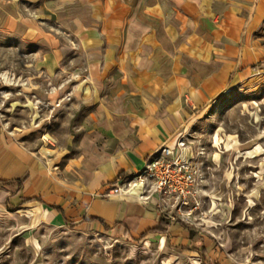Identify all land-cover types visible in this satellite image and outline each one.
<instances>
[{
  "label": "crops",
  "instance_id": "obj_1",
  "mask_svg": "<svg viewBox=\"0 0 264 264\" xmlns=\"http://www.w3.org/2000/svg\"><path fill=\"white\" fill-rule=\"evenodd\" d=\"M62 32L78 42L85 86L101 98L85 119L91 130L80 160L45 195H18L30 179L28 153L2 160L0 180L27 176L11 200L39 198L23 206L38 203L67 225L115 227L137 238L178 231L183 226L159 206L138 199V188L103 194L173 146L188 102L202 104L264 66V0H0V34L43 50L44 69L71 53Z\"/></svg>",
  "mask_w": 264,
  "mask_h": 264
},
{
  "label": "rangeland",
  "instance_id": "obj_2",
  "mask_svg": "<svg viewBox=\"0 0 264 264\" xmlns=\"http://www.w3.org/2000/svg\"><path fill=\"white\" fill-rule=\"evenodd\" d=\"M59 35L71 53L44 69L37 60L43 50L0 34V166L18 150L32 159L18 195H45L50 184L69 179L91 130L85 119L101 98L85 86L78 42ZM250 73L186 105V126L168 148H180L194 170L192 194L187 205L155 195L148 202L183 228L141 239L115 227L67 225L38 203L10 212L5 200L15 187L0 186V264H206L201 255L208 264H264V66Z\"/></svg>",
  "mask_w": 264,
  "mask_h": 264
},
{
  "label": "built area",
  "instance_id": "obj_3",
  "mask_svg": "<svg viewBox=\"0 0 264 264\" xmlns=\"http://www.w3.org/2000/svg\"><path fill=\"white\" fill-rule=\"evenodd\" d=\"M182 144L179 145L181 147ZM176 150L163 147L145 163L144 168L133 179H121L111 186L103 196L129 193L139 189L138 199L148 203L153 196L177 205H187L195 185L194 170L180 157Z\"/></svg>",
  "mask_w": 264,
  "mask_h": 264
},
{
  "label": "trees",
  "instance_id": "obj_4",
  "mask_svg": "<svg viewBox=\"0 0 264 264\" xmlns=\"http://www.w3.org/2000/svg\"><path fill=\"white\" fill-rule=\"evenodd\" d=\"M26 178H27V176H24L23 178H20V179L10 180V181L0 180V186H9V185H12V186H15V189H16L13 194H10V195H8L6 197L5 207H6L7 211L15 212L18 209H20L24 204H26L28 202H31L33 200H36V201H39V202L41 201L39 198L27 199V198L21 197L20 198V201L17 204L14 205V204L11 203V201H10L11 198H13L14 196H16L20 192V190L22 188V185H23L24 181L26 180ZM177 223L182 226L181 223H179V222H177ZM105 229H107V227H105ZM145 236L146 235H143L140 238L141 239H144ZM201 261H203L204 263L208 264L210 262V259L207 258L205 255H201Z\"/></svg>",
  "mask_w": 264,
  "mask_h": 264
},
{
  "label": "bare ground",
  "instance_id": "obj_5",
  "mask_svg": "<svg viewBox=\"0 0 264 264\" xmlns=\"http://www.w3.org/2000/svg\"><path fill=\"white\" fill-rule=\"evenodd\" d=\"M180 150V149H179Z\"/></svg>",
  "mask_w": 264,
  "mask_h": 264
}]
</instances>
